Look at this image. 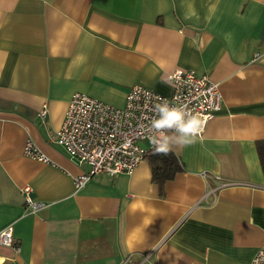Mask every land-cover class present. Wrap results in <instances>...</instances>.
I'll list each match as a JSON object with an SVG mask.
<instances>
[{
  "label": "crops",
  "instance_id": "1",
  "mask_svg": "<svg viewBox=\"0 0 264 264\" xmlns=\"http://www.w3.org/2000/svg\"><path fill=\"white\" fill-rule=\"evenodd\" d=\"M176 69L222 93L196 142L172 146L182 169L160 188L144 158L75 189L88 165L51 141L72 93L119 107L134 84L170 96ZM27 139L52 163L25 156ZM259 146L264 0H0V229L19 246L0 244V264H249L264 245Z\"/></svg>",
  "mask_w": 264,
  "mask_h": 264
},
{
  "label": "built area",
  "instance_id": "2",
  "mask_svg": "<svg viewBox=\"0 0 264 264\" xmlns=\"http://www.w3.org/2000/svg\"><path fill=\"white\" fill-rule=\"evenodd\" d=\"M258 56L256 53L254 59ZM176 70L167 76L173 87L170 96L141 84H134L126 92L123 106L119 107L80 91L72 93L60 127L51 136V141L60 145L78 163L88 165L87 171L73 177L75 189L83 187L95 174L104 173L114 177L119 173L131 174L134 171L145 151L154 147L148 139V128L155 116L154 106L161 98L175 105L187 104L205 118V126L221 109L222 93L209 74L183 70L177 78ZM47 112V104L44 103L38 113L43 121L46 120ZM22 153L33 159L52 163L31 139L24 143ZM202 175L205 181L213 176L205 172ZM20 192L26 210L35 212L44 206L43 201L32 196L30 185L20 187ZM12 231V225L0 229V244L18 251L19 246ZM249 264H264V245L256 249Z\"/></svg>",
  "mask_w": 264,
  "mask_h": 264
},
{
  "label": "clouds",
  "instance_id": "3",
  "mask_svg": "<svg viewBox=\"0 0 264 264\" xmlns=\"http://www.w3.org/2000/svg\"><path fill=\"white\" fill-rule=\"evenodd\" d=\"M182 72V69H177L176 77ZM154 112L155 116L148 128V139L157 153L167 154L172 151L173 145L188 146L195 143L206 123L205 118L187 104L175 105L165 98L155 104Z\"/></svg>",
  "mask_w": 264,
  "mask_h": 264
},
{
  "label": "trees",
  "instance_id": "4",
  "mask_svg": "<svg viewBox=\"0 0 264 264\" xmlns=\"http://www.w3.org/2000/svg\"><path fill=\"white\" fill-rule=\"evenodd\" d=\"M144 158H147L150 164L152 181L160 188L182 169L178 156L173 151H169L167 154L157 153L152 147L145 151ZM259 159L262 169H264V148L261 146H259Z\"/></svg>",
  "mask_w": 264,
  "mask_h": 264
}]
</instances>
